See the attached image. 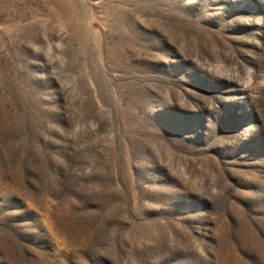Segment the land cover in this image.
<instances>
[{
    "label": "rangeland",
    "instance_id": "374dc122",
    "mask_svg": "<svg viewBox=\"0 0 264 264\" xmlns=\"http://www.w3.org/2000/svg\"><path fill=\"white\" fill-rule=\"evenodd\" d=\"M0 264H264V0H0Z\"/></svg>",
    "mask_w": 264,
    "mask_h": 264
}]
</instances>
